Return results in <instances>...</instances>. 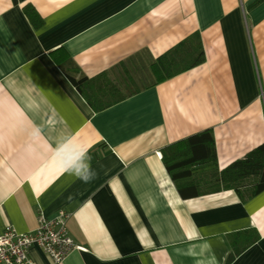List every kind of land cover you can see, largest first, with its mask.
I'll return each mask as SVG.
<instances>
[{"label":"crops","instance_id":"1","mask_svg":"<svg viewBox=\"0 0 264 264\" xmlns=\"http://www.w3.org/2000/svg\"><path fill=\"white\" fill-rule=\"evenodd\" d=\"M184 40L201 63L126 93L123 61L141 53L146 68ZM65 56L124 97L94 111ZM204 129L219 170L264 143V0H0V233L64 211L82 247L55 263L32 245L31 264H264V189L183 198L178 183L205 182L194 164L166 167ZM68 138L91 156L90 182L58 164Z\"/></svg>","mask_w":264,"mask_h":264},{"label":"trees","instance_id":"2","mask_svg":"<svg viewBox=\"0 0 264 264\" xmlns=\"http://www.w3.org/2000/svg\"><path fill=\"white\" fill-rule=\"evenodd\" d=\"M27 16L35 27L39 26L40 20L33 19V9L30 5L24 7ZM200 46H191L187 40L178 43L164 54L151 61L146 68L135 69L137 54L123 61V72L129 75L121 77V82H130L126 93L134 92L132 89L136 84L149 85L156 81L169 78L181 71L195 66L203 61V52ZM59 67L64 71L74 87L82 95L85 101L94 111H100L120 101L124 95L120 92L117 83L106 84L104 74L88 79L79 73L73 60L65 56L58 60ZM137 89V88H136ZM134 90V91H133ZM182 145L191 155L181 161L171 164L166 163L168 171L173 175V169L178 165L194 164V171L202 177L205 187L199 188L198 182L193 184L178 183V192L181 197L188 198L208 192L220 191L222 189L234 190L241 199L248 198L264 189V143L256 146L242 158L236 159L225 168L219 170L216 163V154L211 129H204L197 134L189 136L182 141ZM190 168V167H189ZM189 173V170L187 169ZM180 175V174H178ZM208 185V186H207ZM231 258H229L230 260ZM228 260V261H229Z\"/></svg>","mask_w":264,"mask_h":264},{"label":"built area","instance_id":"3","mask_svg":"<svg viewBox=\"0 0 264 264\" xmlns=\"http://www.w3.org/2000/svg\"><path fill=\"white\" fill-rule=\"evenodd\" d=\"M67 217L64 211L53 218L40 213L37 227L31 232L6 226L0 233V264H31L27 250L32 245L40 247L55 263L63 261L73 249H81L68 234Z\"/></svg>","mask_w":264,"mask_h":264},{"label":"clouds","instance_id":"4","mask_svg":"<svg viewBox=\"0 0 264 264\" xmlns=\"http://www.w3.org/2000/svg\"><path fill=\"white\" fill-rule=\"evenodd\" d=\"M69 145L70 138L57 144L55 158L58 164L83 182H90L96 175L91 167V156L87 149L78 146L70 148Z\"/></svg>","mask_w":264,"mask_h":264}]
</instances>
